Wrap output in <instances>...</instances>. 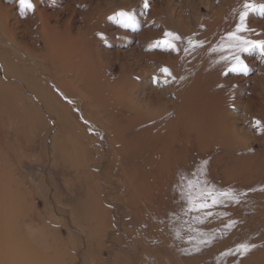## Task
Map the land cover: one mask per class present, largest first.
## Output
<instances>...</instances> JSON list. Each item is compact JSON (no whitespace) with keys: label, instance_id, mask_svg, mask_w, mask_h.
Listing matches in <instances>:
<instances>
[{"label":"rangeland","instance_id":"rangeland-1","mask_svg":"<svg viewBox=\"0 0 264 264\" xmlns=\"http://www.w3.org/2000/svg\"><path fill=\"white\" fill-rule=\"evenodd\" d=\"M36 2L29 10L19 0H0V54L15 76L27 77L46 99L8 76L0 60V251L7 250V257L0 252V263L5 257L12 264L23 253L38 257L26 258L27 264H38L43 253L45 264H264V177L257 175L264 167V137L255 123L264 115V54L259 47L241 50L251 47L245 41L264 42V0ZM246 4L251 5L246 30L237 32ZM41 12L48 15L51 32L68 31L67 39L61 37L67 53L47 46ZM121 12L131 19L121 18ZM166 33L179 37H168L174 49L162 43ZM57 55L59 61L51 64ZM79 55L90 75L138 83L140 104L155 100L147 106L161 113L151 122L171 123L179 135L170 146L175 156L172 151L168 159L163 150L156 162L145 160L149 176L142 178V210L129 208L110 131L95 120L96 104L60 88L75 74L65 64ZM236 55L246 73L231 71ZM175 75L183 81L180 87L189 88L193 107L186 111ZM184 78L191 79L190 87ZM90 86L75 84L78 90ZM222 102L242 159L234 154L252 169L245 175L218 177L204 170L218 147L207 117L212 109L217 115L213 106ZM225 157L220 167L232 173L231 156L229 162ZM242 244L247 252L238 250Z\"/></svg>","mask_w":264,"mask_h":264},{"label":"bare ground","instance_id":"bare-ground-1","mask_svg":"<svg viewBox=\"0 0 264 264\" xmlns=\"http://www.w3.org/2000/svg\"><path fill=\"white\" fill-rule=\"evenodd\" d=\"M32 2V1H31ZM35 0L33 1L32 4H34ZM38 2V0H37ZM37 2L35 4H37ZM39 11V10H38ZM40 12V11H39ZM220 17V16H219ZM40 18L41 20L43 21V34L45 36V38L47 37L46 40H49L47 41L48 43V47L50 48V46L52 47H58L56 50H58L59 52L60 51H63V52H66L65 49H63V46L65 45V41L63 40V38H66L67 39V32L66 29V33H63V34H66L64 37H63V34L62 36L60 35L61 33L56 31L55 28L54 30L56 32H51V27L49 25V22H48V15H46L45 13L41 12L40 13ZM58 25V24H57ZM54 26V25H53ZM59 26V25H58ZM231 28V27H230ZM229 28V29H230ZM233 28V27H232ZM0 29L1 31H3V28L0 26ZM53 30V31H54ZM64 31V32H65ZM63 32V31H62ZM60 33V34H59ZM57 36H59L60 38H57ZM69 36V34H68ZM63 37V38H61ZM54 38H57V39H54ZM72 41V40H71ZM67 44V42H66ZM78 44V43H77ZM68 45V44H67ZM67 45H66V49H67ZM70 45V44H69ZM219 47V45H218ZM242 48V47H241ZM57 51V52H58ZM68 51V50H67ZM70 51V50H69ZM75 51V50H74ZM84 51V50H83ZM236 53H238L240 50L237 49V50H234ZM71 52V51H70ZM67 53V52H66ZM65 54V53H64ZM83 54V52H82ZM80 56V55H79ZM84 57V56H83ZM65 58V57H62V59ZM60 59V56H54L51 62V64H54L55 62H58ZM160 59V58H159ZM0 60H2L4 62V66L6 68V72H7V75L8 76H15V74L12 72V68H11V64L9 63L8 59L1 55L0 54ZM104 60V59H103ZM162 61V60H161ZM61 62V61H60ZM85 59L84 58H81V56L79 58H76L74 56V59H70V62L66 63L65 66L67 65L68 66V69H71V72L72 70L74 69L75 70V74L68 77L71 79V81H67L69 80L67 78V82H65V80H62V84H60V88H62L65 92H67V94H71V95H77V96H81V100L85 98V100L87 98L88 101L93 102V104L91 105H94V103L96 104V107H97V111L95 113V120H97L101 125H105L108 130L110 131V134H111V144H112V147L113 149L115 150L116 152V160L120 161L119 163L121 164V167H119L117 170H118V175H120V179L123 180V182H125L127 184V191L130 195V200H129V208H133L137 211H139L141 208H140V204L142 202L141 200V191L144 192L142 190V182H145V181H142V178L145 174V178H148V176L146 177V173H144L143 171V165L145 163V160H148V159H152L153 158H156L160 155V153H162V151L164 150L165 153L167 155H165L166 157H168L169 159V156L172 155V151L173 153L175 152V148H174V145H173V148H171L170 146L174 143V142H177L175 140H177L179 137H177L178 133H176V130H173V128L171 127V123H158L157 124H153L152 121H155L160 118V114H157L158 112L154 111L153 109H151L150 107H148L147 105H151L153 103H156L155 100H149V104L147 102V105L144 106V105H141L140 104V99H139V95H142L140 94L138 91L142 88H139L138 86V83L136 84L134 81L132 80H129V79H122L121 81H117L115 83H112V79L110 76H106L104 78H100L98 75H90L88 73V70L86 68V65H85ZM108 64V63H107ZM88 65V64H87ZM65 66L63 68H65ZM62 68V69H63ZM73 68V69H72ZM66 69V70H68ZM61 70V69H60ZM64 70V69H63ZM65 71V70H64ZM68 72V71H67ZM70 72V70H69ZM183 72V71H182ZM62 73V70L60 71V74ZM100 73V72H99ZM199 73H200V70H199ZM66 74V73H65ZM71 74V73H69ZM183 74V73H182ZM179 75V74H178ZM17 78H19L20 80H23L25 82H27V84L29 85L28 87H30V90L33 89V92L35 91V93L38 94V96H42L44 97L42 94L41 91H39V89L37 90L33 84L31 82H29V80H27L28 78H24L22 76H19V75H16ZM15 76V77H16ZM59 76V73L58 75ZM176 76V79L175 82L177 84L180 83L181 80H178L180 77L175 75ZM185 76V74H184ZM182 77V76H181ZM187 77V76H186ZM61 78V77H60ZM192 78V77H191ZM198 78V77H197ZM201 78V77H200ZM199 78V79H200ZM131 79V78H130ZM185 80H188V84H189V80H191L190 78L186 79L184 78ZM203 79V78H202ZM138 80V79H137ZM183 80V79H182ZM195 80V79H194ZM72 82L73 85L71 86L69 83ZM140 82V81H138ZM183 82V81H182ZM182 82L179 84L178 87H180V85L182 84ZM184 82H187V81H184ZM193 82V81H192ZM0 83H2V81L0 80ZM57 83V82H56ZM77 83H89L91 86L90 88H88V90H83L82 88L80 90L76 89L75 88V84ZM175 83V84H176ZM194 84V83H193ZM59 85V83H58ZM186 86H184V88L182 87V89H178L177 91L178 92H181V96L182 98H179V99H183L182 101V104H181V109L182 110H185L186 109H190L193 107L192 104L188 103V89L187 88V83L185 84ZM189 87L191 86V84L188 85ZM12 87H14L12 85ZM180 87V88H181ZM187 88V89H185ZM11 89V88H10ZM50 90V89H49ZM48 90V91H49ZM140 90V92H141ZM13 91V90H12ZM138 92L139 95L135 96V94ZM7 94V93H6ZM146 94V93H145ZM190 95H191V92H190ZM37 96V95H36ZM180 96V95H179ZM144 97V96H143ZM188 98V99H187ZM45 99V97H44ZM145 99V98H144ZM151 99V98H150ZM178 99V101H179ZM46 100V99H45ZM191 100V99H190ZM189 100V101H190ZM193 102V101H192ZM225 102V100L223 101ZM221 103L219 105H214L213 108H216L218 110V114L216 115V112L214 109H212V112L213 114H210L208 117L207 115L209 114H206V117L207 119L209 120V123L208 125L212 127V133L214 135V137L217 139V144L216 146H218L215 150V152L217 151V153L215 154V152H211V154H209V156H211V158L206 155V157L208 158L209 157V160L210 162H212L210 168L209 166H205L204 167V170L207 169V172H215V174H217L216 176L218 177H221V176H225L227 178H230L232 176H234V173L238 174L237 176H240V175H245L247 172L250 173V171L252 169H247L245 167V161H241V154L239 155L238 153H243L241 151V149H238V152L236 151L238 147H240V141L238 139H236V131L235 129L233 128V125L232 123L229 121V118L227 117L226 115V108L223 107L224 103ZM230 102V101H229ZM48 103V102H47ZM98 104V105H97ZM180 104V103H179ZM198 104V103H197ZM197 104H194L195 106ZM49 107L50 104H47ZM144 106V107H143ZM160 106V105H159ZM158 106V107H159ZM264 106V104L262 105V107ZM198 109L200 108L199 106H197ZM52 108V107H51ZM164 109V108H163ZM196 109V107H195ZM197 109V110H198ZM194 110V108L192 109ZM204 109L200 110V112L202 113ZM262 110V109H261ZM162 111V110H161ZM190 111V110H189ZM182 112V111H180ZM183 113V112H182ZM205 113V111L203 112ZM214 115V116H213ZM105 119V120H103ZM188 119H191V117H187L185 118V120ZM201 119H205L204 117L201 118ZM184 121V119L181 118V121ZM200 120V118L198 119ZM206 120V119H205ZM108 121V122H107ZM158 121V120H157ZM187 121V120H186ZM185 121V122H186ZM187 121V122H188ZM191 121V120H190ZM189 121V122H190ZM194 122V121H193ZM200 122V121H199ZM204 122V121H202ZM182 123V122H181ZM207 123V122H206ZM200 125V123H198ZM261 131H262V134H263V137H264V115L261 117ZM193 125V124H192ZM191 125V126H192ZM194 126V125H193ZM192 126V127H193ZM201 126V125H200ZM199 126V127H200ZM202 127V126H201ZM104 129V128H103ZM196 129V128H195ZM194 129V130H195ZM155 130H158L160 131L158 136L157 137H153L152 138V135L154 136L155 135ZM192 130V129H191ZM198 130H200L198 128ZM193 131V130H192ZM198 132V131H197ZM190 133V132H189ZM195 132L193 131L191 134L193 135ZM67 134V132H66ZM196 135V134H195ZM211 135V134H210ZM68 136V135H67ZM179 136V135H178ZM191 136V135H190ZM177 137V138H176ZM194 137V136H193ZM235 137V138H234ZM191 139V138H190ZM236 139V141H235ZM208 144V143H207ZM78 145V144H77ZM210 145V144H209ZM76 146V145H75ZM211 146V145H210ZM80 147V146H79ZM207 147V145H206ZM210 148V147H208ZM207 148V149H208ZM213 149V148H212ZM233 149V150H232ZM163 151V152H164ZM209 151V149H208ZM211 151V150H210ZM209 151V152H210ZM203 150H202V154H203ZM208 153V152H207ZM234 153H237L241 158L239 159L237 157V155H235ZM164 154V153H163ZM224 154H227V155H224ZM147 155V156H145ZM162 155V154H161ZM160 155V156H161ZM232 155L234 157H232ZM175 156V153L174 155ZM223 156H227V159L229 158V156H231L229 159H230V162H229V159L227 160L230 165H229V168L231 169L232 173L231 172H224L226 171L225 170V167H223L221 169L220 167V163L223 162ZM163 158V157H161ZM174 158V157H173ZM263 158H264V153H263ZM164 159V158H163ZM185 159V158H183ZM206 159V158H205ZM245 159V158H244ZM162 160V159H161ZM77 161V160H76ZM150 161V160H149ZM155 161V160H153ZM159 161V159H158ZM157 161V162H158ZM164 161V160H162ZM167 163H168V160H166ZM225 161H226V157H225ZM156 162V161H155ZM161 162V161H160ZM179 162V161H178ZM182 162V161H181ZM184 162V161H183ZM203 162V161H202ZM204 162H206L204 160ZM207 162L209 163V161L207 160ZM227 162V163H228ZM201 163V162H200ZM224 163V162H223ZM228 163V164H229ZM152 164V163H151ZM150 164V165H151ZM183 164V163H182ZM199 164V163H198ZM203 163H201L202 165ZM206 165V163H204ZM85 165V164H84ZM167 165V164H165ZM186 165V164H185ZM188 165V164H187ZM190 165V164H189ZM222 165V164H221ZM153 166V165H151ZM168 166V165H167ZM191 166V165H190ZM194 166V165H193ZM197 166V165H195ZM200 166V165H199ZM204 165H202L203 167ZM223 166H226V165H223ZM228 166V165H227ZM198 167V166H197ZM201 167V166H200ZM75 168V167H74ZM153 168V167H152ZM165 168V167H164ZM192 168V167H191ZM194 168V167H193ZM228 168V167H227ZM263 169H260L259 170V173L257 174L258 176L261 175V178L264 177V167H262ZM77 169V168H76ZM149 171H150V168H148ZM147 169V170H148ZM190 169V168H189ZM198 169V168H197ZM229 169V170H230ZM199 170V169H198ZM202 170V168H201ZM203 170V171H204ZM152 171V170H151ZM150 171V172H151ZM146 172V171H145ZM158 172V171H157ZM114 173V171H113ZM149 173V172H148ZM154 175L155 174V169H154ZM152 173V174H153ZM150 174V173H149ZM151 174V176H152ZM207 175L209 173H206ZM252 174V173H251ZM260 174V175H259ZM116 175V174H115ZM256 175V176H257ZM154 177V176H153ZM153 177L152 180H153ZM158 177V176H156ZM162 177V176H161ZM133 178V181L135 182L134 184H132L131 182L128 183L129 179H132ZM160 178V177H159ZM259 178V177H258ZM150 179V177H149ZM155 179V178H154ZM151 180V179H150ZM149 181V180H148ZM227 181V180H226ZM155 182V181H154ZM163 182V181H161ZM261 182V181H260ZM150 184V183H149ZM153 184V183H152ZM147 185V184H146ZM126 186V185H125ZM124 186V187H125ZM151 188L153 187L151 184H150ZM148 186V188L150 187ZM155 186V185H154ZM146 188V186H145ZM149 190V189H147ZM167 190V189H166ZM148 192V191H147ZM147 192H145V194L143 196H145L147 194ZM150 192V191H149ZM164 194V193H163ZM135 195V196H133ZM127 196V195H126ZM142 196V197H143ZM148 196V195H147ZM164 197V195H163ZM127 203V202H126ZM144 204V203H143ZM142 204V205H143ZM153 208V207H152ZM142 210V209H141ZM158 230V229H157ZM8 231V230H7ZM4 233V235H6L7 233L9 234V232L6 233V231H2ZM11 232H14L13 230L10 231ZM7 234V236H8ZM14 235V233H11ZM12 235V236H13ZM3 236V235H2ZM9 236L11 237V235L9 234ZM4 237V236H3ZM2 237V240L4 239ZM16 237V236H14ZM6 238V237H5ZM8 238V237H7ZM6 238V239H7ZM20 238V237H19ZM18 238V239H19ZM14 239V238H13ZM12 239V240H13ZM22 238H20L19 240H21ZM10 240V238L8 239ZM17 240V239H16ZM7 240H3V242L6 243ZM24 240H22V243H23ZM3 242L1 244H3ZM8 242V241H7ZM21 242V241H20ZM16 243V242H15ZM26 244L29 243L28 241L25 242ZM8 244V248L10 247L9 245V242L7 243ZM13 246L14 245V242L12 241ZM30 244V243H29ZM28 245V244H27ZM32 245V244H31ZM18 246H21V243L20 245L18 244ZM25 246V245H24ZM16 247V246H15ZM21 248V247H20ZM23 248V247H22ZM4 250V247L2 248ZM18 249V248H17ZM20 250V249H19ZM17 250V251H19ZM7 250L5 251H0L2 253V256L5 255L4 252H6ZM21 251V250H20ZM19 251V252H20ZM37 252V251H36ZM41 253V252H39ZM38 253V254H39ZM18 254V252L16 253ZM16 257H18V255H16ZM27 254V253H26ZM30 254V253H29ZM21 256L18 257L17 259L15 257H13V263L14 264H27V260L26 258H30L29 256H23V253L21 254ZM36 254H34L33 257H37L35 256ZM40 255V254H39ZM43 255V256H42ZM7 257V254L5 255ZM40 256H42V258H40V261L38 262V264H45L46 262L44 261L43 258L44 257V254L42 253ZM32 257V256H31ZM2 259V258H1ZM12 259H10V261L12 262ZM31 259V258H30ZM29 259V260H30ZM36 260H38V257L35 258ZM34 258H32L31 260H35ZM6 260H9L8 258L5 259L4 257V262L5 264L9 263V261H7L6 263ZM1 262V260H0ZM12 263V264H13ZM29 263V262H28ZM1 264V263H0ZM11 264V263H10ZM31 264H32V261H31ZM37 264V262H36Z\"/></svg>","mask_w":264,"mask_h":264},{"label":"snow or ice","instance_id":"snow-or-ice-1","mask_svg":"<svg viewBox=\"0 0 264 264\" xmlns=\"http://www.w3.org/2000/svg\"><path fill=\"white\" fill-rule=\"evenodd\" d=\"M19 3H20L22 8L29 9V10H34V5L31 3V0H19ZM250 7H251V5H249V4L245 5L246 11L244 13H242L241 16H240V25L237 28V32L246 30V26L244 24V20H245V17L247 15V9L250 8ZM260 11H261V14L264 15V6L261 7ZM118 15L121 18H124V19H127V20L131 19V17L127 13H124V12H121ZM232 35H235V34H232ZM168 37H171L173 40L179 39V37L175 36L173 33H166L165 34V40L162 41V43L165 44L167 47L174 49L175 48V44L172 43L168 39ZM245 44H251V47H243L241 49L242 51L255 50L256 47H259L261 53L264 54V42H247V41H245ZM234 60H235V64L231 68V71H233V72H245L246 73L247 72V66L244 64L243 60L240 59L239 55H236L234 57ZM163 71L166 72V73L168 72L167 69H163ZM255 123H256L257 126H259L261 122L260 121H256ZM238 250L239 251H243V252H247L249 250V246L245 245V244H242V245H240V248Z\"/></svg>","mask_w":264,"mask_h":264}]
</instances>
